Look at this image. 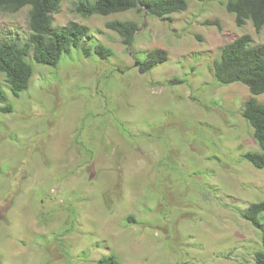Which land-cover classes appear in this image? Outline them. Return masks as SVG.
I'll return each mask as SVG.
<instances>
[{"label":"rangeland","instance_id":"374dc122","mask_svg":"<svg viewBox=\"0 0 264 264\" xmlns=\"http://www.w3.org/2000/svg\"><path fill=\"white\" fill-rule=\"evenodd\" d=\"M78 1L63 0L54 23L88 25V43L113 56L29 58L18 96L0 73L13 107L0 102V264H100L110 253L121 264H256L261 234L242 213L264 200V168L243 155L262 148L242 113L248 87L219 83L214 62L243 34L264 43V27H239L227 0H187L168 18L83 17ZM115 19L139 23L130 48L106 26ZM29 34L28 7L0 9V42ZM156 48L169 59L139 72Z\"/></svg>","mask_w":264,"mask_h":264},{"label":"trees","instance_id":"16d2710c","mask_svg":"<svg viewBox=\"0 0 264 264\" xmlns=\"http://www.w3.org/2000/svg\"><path fill=\"white\" fill-rule=\"evenodd\" d=\"M63 0H0V9L7 12H18L29 8L30 34L27 40L20 43L16 39H4L0 42V73L14 95L30 87L34 75L35 63L57 67L65 52L79 48L84 56L96 55L109 59L114 50L103 44H89L90 27L86 24L70 21L65 25H56L53 14L61 8ZM187 0H79L74 3V12L83 17L98 14L108 16L113 13L137 10L148 16L168 18L172 13L185 10ZM226 9L235 15L236 24L244 26L252 21L257 31L264 27V0H227ZM223 29L220 20H208ZM106 26L117 32L122 42L129 48L134 41L139 23L135 20H110ZM169 52L156 48L147 52L146 58L139 60L138 70L141 73L151 71L155 66L166 62ZM214 75L221 84L240 82L245 84L250 96L244 102L242 113L253 129V135L262 151H247L244 158L255 167L264 168V101L257 95L264 93V43H254L251 34L246 33L222 47L220 58L214 62ZM171 83H181L183 79L174 78ZM8 97L0 87V102L4 112H12L13 107L7 102ZM264 200L255 201L243 211V217L255 226L262 240V248L255 253L256 264H264ZM264 216V215H263ZM263 218V219H262ZM129 220L134 221L130 216ZM100 264H121L115 253L103 255Z\"/></svg>","mask_w":264,"mask_h":264},{"label":"water","instance_id":"95a60500","mask_svg":"<svg viewBox=\"0 0 264 264\" xmlns=\"http://www.w3.org/2000/svg\"><path fill=\"white\" fill-rule=\"evenodd\" d=\"M148 13V8L146 7V14ZM139 64V62L137 61L136 62V65H138Z\"/></svg>","mask_w":264,"mask_h":264}]
</instances>
